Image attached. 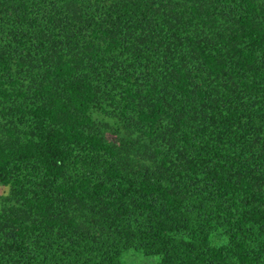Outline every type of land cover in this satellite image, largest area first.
<instances>
[{
  "label": "trees",
  "instance_id": "16d2710c",
  "mask_svg": "<svg viewBox=\"0 0 264 264\" xmlns=\"http://www.w3.org/2000/svg\"><path fill=\"white\" fill-rule=\"evenodd\" d=\"M0 184V264H264V0H0Z\"/></svg>",
  "mask_w": 264,
  "mask_h": 264
},
{
  "label": "rangeland",
  "instance_id": "374dc122",
  "mask_svg": "<svg viewBox=\"0 0 264 264\" xmlns=\"http://www.w3.org/2000/svg\"><path fill=\"white\" fill-rule=\"evenodd\" d=\"M108 140L116 142L117 139L113 134H107ZM8 188L0 184V210L5 205V199L7 198ZM126 264H159V259L155 257H146L136 252H129L124 257Z\"/></svg>",
  "mask_w": 264,
  "mask_h": 264
}]
</instances>
